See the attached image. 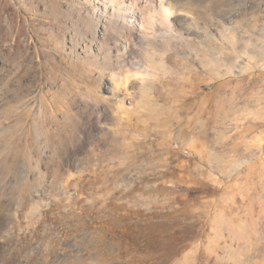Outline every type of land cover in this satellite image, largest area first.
I'll return each mask as SVG.
<instances>
[{
    "label": "rangeland",
    "instance_id": "rangeland-1",
    "mask_svg": "<svg viewBox=\"0 0 264 264\" xmlns=\"http://www.w3.org/2000/svg\"><path fill=\"white\" fill-rule=\"evenodd\" d=\"M169 3L0 0V264H264V0Z\"/></svg>",
    "mask_w": 264,
    "mask_h": 264
},
{
    "label": "bare ground",
    "instance_id": "bare-ground-1",
    "mask_svg": "<svg viewBox=\"0 0 264 264\" xmlns=\"http://www.w3.org/2000/svg\"><path fill=\"white\" fill-rule=\"evenodd\" d=\"M166 3H169V0H160V9H159V16L162 18V20L164 21V22H169V21H171V18L173 17V16H177L176 14H175V11H174V9H173V4H172V6H171V3H169V4H167L166 5ZM174 8H176L175 6H174ZM127 16V15H126ZM154 16L155 15H153V14H150L149 16H148V18H146L145 20V24L144 25H138L137 24V22H139V20H138V16L136 15V13H133V14H131L130 15V17H129V19H127V20H125L126 21V24H127V27H130L129 29L131 30V29H134V30H132V32L134 33V31L136 30V31H138V30H144L145 28H147V27H150L151 25H153L154 24ZM128 17V16H127ZM126 19V18H125ZM124 21V22H125ZM105 27V26H104ZM105 29V28H104ZM127 46H128V44H127ZM129 47V46H128ZM127 49V48H126ZM23 166V165H22ZM69 182V181H68ZM6 198V197H5ZM36 205V204H35ZM0 215H2V214H0ZM1 243V242H0ZM13 244V243H12ZM22 262V261H21ZM20 262V263H21Z\"/></svg>",
    "mask_w": 264,
    "mask_h": 264
}]
</instances>
